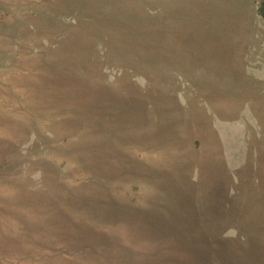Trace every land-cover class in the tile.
I'll return each mask as SVG.
<instances>
[{
	"label": "rangeland",
	"instance_id": "obj_1",
	"mask_svg": "<svg viewBox=\"0 0 264 264\" xmlns=\"http://www.w3.org/2000/svg\"><path fill=\"white\" fill-rule=\"evenodd\" d=\"M262 1L0 0V264H264Z\"/></svg>",
	"mask_w": 264,
	"mask_h": 264
},
{
	"label": "trees",
	"instance_id": "obj_2",
	"mask_svg": "<svg viewBox=\"0 0 264 264\" xmlns=\"http://www.w3.org/2000/svg\"><path fill=\"white\" fill-rule=\"evenodd\" d=\"M259 12H260L261 14H264V13H263V12H264V0L262 1L261 5H260V7H259Z\"/></svg>",
	"mask_w": 264,
	"mask_h": 264
}]
</instances>
